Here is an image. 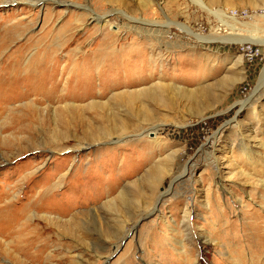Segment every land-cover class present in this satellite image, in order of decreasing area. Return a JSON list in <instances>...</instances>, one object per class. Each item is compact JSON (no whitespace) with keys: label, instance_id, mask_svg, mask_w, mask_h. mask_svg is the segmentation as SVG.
<instances>
[{"label":"rangeland","instance_id":"obj_1","mask_svg":"<svg viewBox=\"0 0 264 264\" xmlns=\"http://www.w3.org/2000/svg\"><path fill=\"white\" fill-rule=\"evenodd\" d=\"M34 1L0 0V264H264V0Z\"/></svg>","mask_w":264,"mask_h":264},{"label":"bare ground","instance_id":"obj_2","mask_svg":"<svg viewBox=\"0 0 264 264\" xmlns=\"http://www.w3.org/2000/svg\"><path fill=\"white\" fill-rule=\"evenodd\" d=\"M30 3H34V4H37V2L36 1H34V0H28ZM40 1H42V0H40ZM199 0H197V2H198ZM96 19L97 20H100L101 19V16L100 17H96ZM143 21H146V20H144L143 19ZM138 22H140V21H138ZM34 64V63H33ZM38 65V64H37ZM18 66V65H17ZM34 71V70H33ZM2 72V71H1ZM30 72V71H29ZM8 74V73H7ZM3 78V77H2ZM1 79V78H0ZM15 80V78L13 79V81ZM3 81V80H2ZM6 81V80H5ZM12 81V82H13ZM41 88V87H40ZM39 89V88H38ZM43 92V91H42ZM58 98H60V97H58ZM58 101V100H57ZM95 105V104H94ZM29 107V106H28ZM31 107V106H30ZM247 150V149H246ZM189 170V169H188ZM190 172V171H189ZM184 174H186V172H184L182 175H184ZM189 173H187V175H188ZM182 175H180L179 177H177L176 178V180L178 181V180H181L182 179ZM186 176V175H185ZM30 177H32V176H27V180L30 178ZM169 190L171 189V188H168ZM9 204L10 203H7V204H5V205H2V209L3 210H7V208H8V206H9ZM28 208L29 207H26V210H25V212L27 213V211H28ZM25 209V208H24ZM3 212V211H2ZM152 212V211H151ZM26 213H23L24 215L26 214ZM23 216V215H22ZM22 216H20V218L22 217ZM186 216V215H185ZM187 217V216H186ZM18 222H19V220H18ZM185 223V222H184ZM187 226H188V224H187ZM187 226H185V227H187ZM190 234H191V232H190ZM202 234V233H201ZM194 235V234H193ZM191 236V235H190ZM195 236V235H194ZM202 237V236H201ZM190 238H192V237H190ZM195 238H197L198 239V237H195ZM205 238V237H204ZM202 240V239H201ZM206 240V239H205ZM196 241V240H195ZM202 243V242H201ZM29 246H30V244H28ZM1 248V247H0ZM185 251V250H184ZM184 251H182V252H184Z\"/></svg>","mask_w":264,"mask_h":264}]
</instances>
